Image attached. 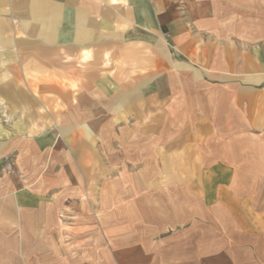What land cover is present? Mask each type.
I'll list each match as a JSON object with an SVG mask.
<instances>
[{
    "label": "crops",
    "instance_id": "obj_1",
    "mask_svg": "<svg viewBox=\"0 0 264 264\" xmlns=\"http://www.w3.org/2000/svg\"><path fill=\"white\" fill-rule=\"evenodd\" d=\"M0 37L35 48L0 50V264L112 262L38 241L105 170L139 264H264V0H0Z\"/></svg>",
    "mask_w": 264,
    "mask_h": 264
},
{
    "label": "rangeland",
    "instance_id": "obj_2",
    "mask_svg": "<svg viewBox=\"0 0 264 264\" xmlns=\"http://www.w3.org/2000/svg\"><path fill=\"white\" fill-rule=\"evenodd\" d=\"M1 38V37H0ZM28 37H19V41L15 39L14 43L3 42L0 39V50L10 45L17 50H32L35 49L28 42ZM7 43V44H6ZM40 44V43H39ZM42 44V43H41ZM0 53V70L4 65V57ZM0 74V78H1ZM1 81V79H0ZM1 85V84H0ZM2 91V90H1ZM0 91V98L1 97ZM7 113H12L11 108L8 106H0V118L3 120L1 124L7 127L8 122ZM106 159V156H105ZM17 160L15 156H9L7 162L9 165ZM107 160V159H106ZM105 160V161H106ZM7 164L3 169H7ZM5 170H0V174ZM116 175H119V171H101L100 185L97 186H83L82 197L80 200H75V187H70L73 193H68L65 197L72 198V201L59 202V194L63 192V188H55L54 191H49L50 197H46V201L41 209L44 212L39 216L42 219L44 225L52 229L50 235H41L38 239L39 242L52 241L57 244L73 242V237L68 231L75 225L92 226L95 228L96 233L94 239L99 243V249L96 251L100 259H110V263L104 262L102 264H125V258L127 257L129 263L127 264H139V241H140V216L139 207L137 203L129 202H108L107 194L112 187L108 186L110 179L112 180ZM113 181V180H112ZM119 188V187H118ZM117 188V189H118ZM114 191V187L112 188ZM133 205V206H132ZM133 207L134 213L129 209ZM33 223H36L34 219H29ZM39 220V218L37 219ZM39 220V221H40ZM39 223H36L38 225ZM31 225H33L31 223ZM54 231V232H53ZM27 234H25L26 237ZM92 236V235H86ZM87 240V239H86ZM132 245L135 250L127 249V246ZM75 252V251H73ZM101 264V263H100Z\"/></svg>",
    "mask_w": 264,
    "mask_h": 264
}]
</instances>
